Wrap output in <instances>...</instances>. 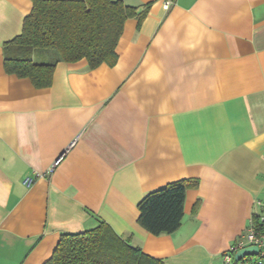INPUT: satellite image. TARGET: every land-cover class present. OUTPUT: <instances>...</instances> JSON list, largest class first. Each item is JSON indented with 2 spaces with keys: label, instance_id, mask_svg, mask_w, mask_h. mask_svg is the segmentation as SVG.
I'll list each match as a JSON object with an SVG mask.
<instances>
[{
  "label": "crops",
  "instance_id": "crops-1",
  "mask_svg": "<svg viewBox=\"0 0 264 264\" xmlns=\"http://www.w3.org/2000/svg\"><path fill=\"white\" fill-rule=\"evenodd\" d=\"M121 1L151 6L116 64L59 62L38 89L4 69L32 1L0 0V264H45L100 221L162 264H223L259 211L264 0ZM185 179L182 226L151 234L139 203Z\"/></svg>",
  "mask_w": 264,
  "mask_h": 264
},
{
  "label": "trees",
  "instance_id": "trees-1",
  "mask_svg": "<svg viewBox=\"0 0 264 264\" xmlns=\"http://www.w3.org/2000/svg\"><path fill=\"white\" fill-rule=\"evenodd\" d=\"M32 12L25 18L22 33L5 44L4 69L8 74L28 78L38 88L52 85L59 62H88L90 69L102 64L114 66L116 47L125 22L138 16L142 20L151 3L137 8L121 0H31ZM175 2V0H165ZM36 50L48 53L49 62L37 63ZM199 187L198 179L171 183L148 194L138 205L139 224L153 235L172 234L184 219L187 191ZM200 202L194 211L199 208ZM45 264H162L132 245L107 223L77 234H63Z\"/></svg>",
  "mask_w": 264,
  "mask_h": 264
},
{
  "label": "built area",
  "instance_id": "built-area-1",
  "mask_svg": "<svg viewBox=\"0 0 264 264\" xmlns=\"http://www.w3.org/2000/svg\"><path fill=\"white\" fill-rule=\"evenodd\" d=\"M166 8L172 3L166 1ZM63 155L59 157L50 168L53 171L62 162ZM259 211L255 213L239 242L224 255L223 264H264V199L257 202ZM256 246L259 249L258 255L243 258L241 261L235 260V253L245 247Z\"/></svg>",
  "mask_w": 264,
  "mask_h": 264
},
{
  "label": "water",
  "instance_id": "water-1",
  "mask_svg": "<svg viewBox=\"0 0 264 264\" xmlns=\"http://www.w3.org/2000/svg\"><path fill=\"white\" fill-rule=\"evenodd\" d=\"M259 249L256 246L245 247L235 253V260L241 261L243 258L258 255Z\"/></svg>",
  "mask_w": 264,
  "mask_h": 264
},
{
  "label": "rangeland",
  "instance_id": "rangeland-1",
  "mask_svg": "<svg viewBox=\"0 0 264 264\" xmlns=\"http://www.w3.org/2000/svg\"><path fill=\"white\" fill-rule=\"evenodd\" d=\"M48 53H51L52 55H55V52L53 51H42V50H36L33 55V59L37 63L41 62H49L52 60L53 57H51Z\"/></svg>",
  "mask_w": 264,
  "mask_h": 264
}]
</instances>
